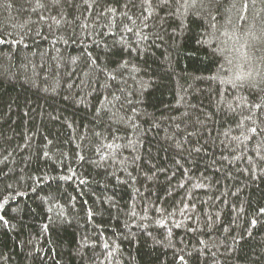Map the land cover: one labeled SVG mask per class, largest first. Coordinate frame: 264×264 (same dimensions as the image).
Wrapping results in <instances>:
<instances>
[{"label":"trees","instance_id":"16d2710c","mask_svg":"<svg viewBox=\"0 0 264 264\" xmlns=\"http://www.w3.org/2000/svg\"><path fill=\"white\" fill-rule=\"evenodd\" d=\"M0 264H264V0H0Z\"/></svg>","mask_w":264,"mask_h":264}]
</instances>
